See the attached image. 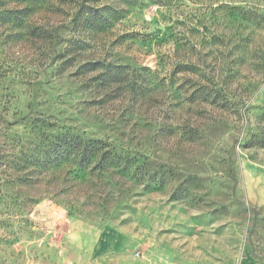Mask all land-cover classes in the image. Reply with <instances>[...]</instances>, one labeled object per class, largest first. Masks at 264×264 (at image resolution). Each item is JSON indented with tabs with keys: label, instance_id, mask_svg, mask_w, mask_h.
I'll list each match as a JSON object with an SVG mask.
<instances>
[{
	"label": "rangeland",
	"instance_id": "rangeland-1",
	"mask_svg": "<svg viewBox=\"0 0 264 264\" xmlns=\"http://www.w3.org/2000/svg\"><path fill=\"white\" fill-rule=\"evenodd\" d=\"M85 1L0 0V264H264V0ZM67 130L141 158L44 165Z\"/></svg>",
	"mask_w": 264,
	"mask_h": 264
},
{
	"label": "trees",
	"instance_id": "trees-1",
	"mask_svg": "<svg viewBox=\"0 0 264 264\" xmlns=\"http://www.w3.org/2000/svg\"><path fill=\"white\" fill-rule=\"evenodd\" d=\"M93 0H86L85 2H92ZM99 2L100 0H94ZM121 6H137L144 0H114ZM152 2L151 0H147ZM123 18V10L114 9L111 6H104L100 8L91 9L85 7L84 4L79 6L76 13L75 21L76 26H80L82 29L89 32L102 33L108 31L113 23L120 21ZM150 37L147 35V38ZM99 66L100 68H96ZM86 70L92 71L95 69H101L102 73L99 75L100 80L103 82L111 83L118 82L119 78L123 76L119 70V66L100 64L95 62L94 64H86L84 66ZM191 66L184 67L183 71H189ZM143 71L149 72V69ZM134 83V82H133ZM132 83V84H133ZM201 88V87H199ZM197 91H201L200 89ZM202 92V91H201ZM205 92V91H204ZM49 155H46V154ZM45 154L46 160L43 161L44 165L57 164V167L61 165H68L72 163L80 172H95L105 169L117 170L120 174L125 175L132 170V167L139 161L140 156L133 154H126L115 149L114 146L104 142L100 139H87L74 135L67 130V132L58 133L55 135L53 141L48 145V151Z\"/></svg>",
	"mask_w": 264,
	"mask_h": 264
}]
</instances>
